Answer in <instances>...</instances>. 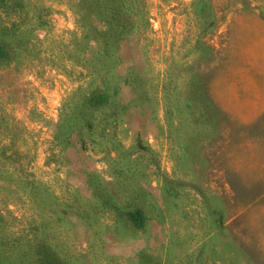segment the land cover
I'll return each instance as SVG.
<instances>
[{
  "label": "rangeland",
  "instance_id": "374dc122",
  "mask_svg": "<svg viewBox=\"0 0 264 264\" xmlns=\"http://www.w3.org/2000/svg\"><path fill=\"white\" fill-rule=\"evenodd\" d=\"M31 1L0 40V264H264V0Z\"/></svg>",
  "mask_w": 264,
  "mask_h": 264
},
{
  "label": "trees",
  "instance_id": "16d2710c",
  "mask_svg": "<svg viewBox=\"0 0 264 264\" xmlns=\"http://www.w3.org/2000/svg\"><path fill=\"white\" fill-rule=\"evenodd\" d=\"M30 4H32L31 0H26L25 3L22 0H0V10L5 15L0 19V40H2V38L6 36L15 35L23 24L31 22L30 20L28 21L23 17H20V15H16V17L15 15H13L14 12L18 10L20 11L24 5ZM33 22V25H30L31 27H40L46 25L48 21L45 17L39 16L36 17ZM0 155L5 159L10 156L9 154H6L4 150L0 151ZM0 220H3V217L1 215ZM0 243L5 244L6 241H2L1 239ZM44 264H51V262L46 258Z\"/></svg>",
  "mask_w": 264,
  "mask_h": 264
}]
</instances>
